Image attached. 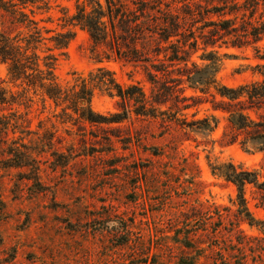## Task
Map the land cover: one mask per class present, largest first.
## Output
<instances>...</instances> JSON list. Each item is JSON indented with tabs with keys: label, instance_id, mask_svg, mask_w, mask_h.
I'll return each instance as SVG.
<instances>
[{
	"label": "rangeland",
	"instance_id": "obj_1",
	"mask_svg": "<svg viewBox=\"0 0 264 264\" xmlns=\"http://www.w3.org/2000/svg\"><path fill=\"white\" fill-rule=\"evenodd\" d=\"M49 1L48 9L29 4L27 12L35 11L45 36L53 35L45 29L75 33L66 54L52 52L57 81L72 88L81 79L89 81L101 65L91 57L88 33L78 26L64 28L79 1ZM52 45L42 46L41 54L51 53L47 47ZM258 46L263 55L264 41ZM200 48L192 60L201 67L210 64L201 59L204 53L218 52L216 79L221 85L237 87L263 79L257 66L264 60L254 47ZM103 66L120 85H139L150 95L151 84L140 67L117 61ZM0 87L15 95L14 103L0 105V114L13 120L23 115L31 131H10L9 138H21L29 149L20 150L36 159L28 167H8L1 162L0 149V264H180L181 259L194 264H264L260 194L247 187L253 221H241L234 230L230 224L239 208L236 188L211 168L232 162L257 170L264 181V151L223 144L226 115L212 110L210 103L190 110L189 120L216 116L219 127L197 134L162 118L133 113L119 124L89 123L32 91L23 93L24 88L10 80L6 64H0ZM91 107L108 117L123 112L120 98L100 88ZM37 172L41 186L33 179ZM208 205L214 219L205 226ZM216 213L225 216L218 231L213 225Z\"/></svg>",
	"mask_w": 264,
	"mask_h": 264
},
{
	"label": "trees",
	"instance_id": "obj_2",
	"mask_svg": "<svg viewBox=\"0 0 264 264\" xmlns=\"http://www.w3.org/2000/svg\"><path fill=\"white\" fill-rule=\"evenodd\" d=\"M78 1L76 12L66 17L64 28L78 26L88 33L91 57L101 66L95 74L91 73L89 81L81 79L72 88H65L55 76L57 58L52 52L61 50L66 54L75 33L68 29L59 32L45 29L46 34L53 35H44L34 18L35 11L30 9L28 13L27 8L30 4L48 9L49 0H0V64L8 66L10 80L19 83L23 93L32 91L43 101L64 106V111L70 110L79 119L93 124H119L133 113L139 117L162 118L163 123H176L184 131L197 134L212 133L219 127L216 116L189 120L190 110L210 103L212 110L226 115L228 124L221 138L223 144L239 143L246 151L251 148L264 151V64L257 66L262 80L229 87L216 79L217 51L202 55V60L210 62L204 67L192 60L200 46L205 52L208 48L254 47L264 60L258 46L264 41V0ZM47 43L53 44L47 47L51 53L43 56L41 48ZM110 61L140 67L151 84L150 95L139 85L124 87L117 83L114 73L103 66ZM97 88L120 98L123 112L109 117L95 112L91 101ZM14 98L15 95L8 96L0 87V105L14 103ZM14 116L13 120L0 114L1 162L8 167L24 168L36 159L20 150L29 149L20 142L21 138L10 139L9 133L31 134V131L27 118ZM211 168L215 176L236 188L239 208L230 224L233 229L241 221L252 222L246 191L248 186L255 187L264 206V181L260 173L232 162ZM33 179L41 186L38 172ZM210 208L208 205L205 212L209 216L205 218V226L214 219ZM216 215L217 223L213 225L218 231L225 216ZM180 264L194 262L181 259Z\"/></svg>",
	"mask_w": 264,
	"mask_h": 264
}]
</instances>
